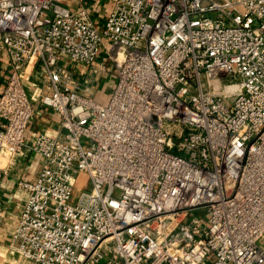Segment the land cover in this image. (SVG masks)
<instances>
[{"label":"built area","instance_id":"obj_1","mask_svg":"<svg viewBox=\"0 0 264 264\" xmlns=\"http://www.w3.org/2000/svg\"><path fill=\"white\" fill-rule=\"evenodd\" d=\"M0 72L22 263L264 264V0H0Z\"/></svg>","mask_w":264,"mask_h":264},{"label":"crops","instance_id":"obj_2","mask_svg":"<svg viewBox=\"0 0 264 264\" xmlns=\"http://www.w3.org/2000/svg\"><path fill=\"white\" fill-rule=\"evenodd\" d=\"M3 81L4 77H1L0 74V90ZM54 127H56V122L51 116L50 108L36 102L35 117L29 125V130L40 132ZM39 165L40 156L28 152L18 160L16 165L8 167V170L2 176L0 190V264H24L16 254L8 249L11 232L17 223L22 208V201L13 195V190L18 176L23 175L26 179L32 178L36 174Z\"/></svg>","mask_w":264,"mask_h":264},{"label":"rangeland","instance_id":"obj_3","mask_svg":"<svg viewBox=\"0 0 264 264\" xmlns=\"http://www.w3.org/2000/svg\"><path fill=\"white\" fill-rule=\"evenodd\" d=\"M72 64V63H71ZM106 81L102 83V85L98 88L94 100L101 104H107L111 98L112 91L116 85V77L114 73L113 66L108 67V73L105 78ZM196 214H201V212H196Z\"/></svg>","mask_w":264,"mask_h":264}]
</instances>
